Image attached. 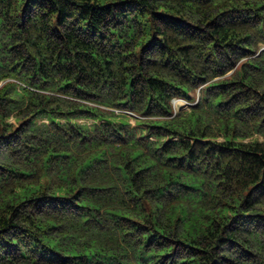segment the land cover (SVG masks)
Returning <instances> with one entry per match:
<instances>
[{"label": "trees", "instance_id": "trees-1", "mask_svg": "<svg viewBox=\"0 0 264 264\" xmlns=\"http://www.w3.org/2000/svg\"><path fill=\"white\" fill-rule=\"evenodd\" d=\"M0 264H264V0H0Z\"/></svg>", "mask_w": 264, "mask_h": 264}, {"label": "rangeland", "instance_id": "rangeland-1", "mask_svg": "<svg viewBox=\"0 0 264 264\" xmlns=\"http://www.w3.org/2000/svg\"><path fill=\"white\" fill-rule=\"evenodd\" d=\"M174 105H175V107H176V109L178 110V109H185V108H187L188 106H189V103L188 102H186V101H184V100H176L175 102H174ZM133 122V121H132Z\"/></svg>", "mask_w": 264, "mask_h": 264}]
</instances>
